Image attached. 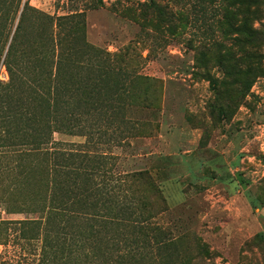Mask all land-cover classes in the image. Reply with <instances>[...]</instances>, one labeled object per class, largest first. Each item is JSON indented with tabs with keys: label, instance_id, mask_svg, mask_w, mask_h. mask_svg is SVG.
I'll use <instances>...</instances> for the list:
<instances>
[{
	"label": "rangeland",
	"instance_id": "1",
	"mask_svg": "<svg viewBox=\"0 0 264 264\" xmlns=\"http://www.w3.org/2000/svg\"><path fill=\"white\" fill-rule=\"evenodd\" d=\"M10 30L24 75L61 84L36 105L45 120L75 111L78 127L54 132L53 163L3 157L16 147L0 139V264H264V0H0V50ZM75 166L121 201L64 220ZM140 171L165 200L155 219Z\"/></svg>",
	"mask_w": 264,
	"mask_h": 264
},
{
	"label": "trees",
	"instance_id": "2",
	"mask_svg": "<svg viewBox=\"0 0 264 264\" xmlns=\"http://www.w3.org/2000/svg\"><path fill=\"white\" fill-rule=\"evenodd\" d=\"M20 5L21 3L19 2L17 4V11ZM10 6L12 7V5ZM66 19L67 18L65 17H59L58 27L61 26L63 20L65 21ZM230 27L232 28V25ZM10 34L11 30L5 35V39L0 50V65L6 66L9 73L8 81L0 80V127L6 129L4 133L0 135V139L8 142L9 147L13 146L16 147V149L15 151L6 150L2 153L3 157L15 158L18 161L25 159L30 160L35 159L36 157L38 158L40 156H46L48 157V159H52L55 161L58 157H60V155H66V153H61L60 149L55 146L53 137L54 132H74L78 127V116L76 114H72L75 113L74 111L68 116V118H64L62 120L57 118L58 116H55V119L49 122L45 120L44 113L50 108L42 111L40 107H36V105L39 101H46L51 95L54 96L53 100L57 104V99L59 97H56V94L57 89L61 88V84L59 83L58 87L54 88V92H50L44 89V86L42 84L45 82L44 77H40L37 81L28 79L24 75L25 72L23 71V68L18 65L16 60L17 58L14 54L15 47L13 46V43L15 41L16 34L13 35L8 48H6L9 42ZM251 34L250 36L252 37L253 35ZM54 52H57V50H55ZM63 53V49L58 50L59 58ZM242 57L248 58V60H250L256 58V55L243 51ZM60 60L61 59H59V63H57L58 70L61 68ZM108 72L109 71H105L106 74ZM145 77L147 78V76ZM34 82H36L38 85L33 84ZM152 86L154 87L153 89ZM151 89L157 97L159 89L158 87H156V84L154 85V83H150L149 90ZM73 90L78 93L79 88H74ZM83 94L86 95V91H84ZM92 96L93 92L89 91L88 96L85 100L86 102H88V104L90 102L92 105H94V101L89 100L92 98ZM58 105L55 106L54 104L53 106L57 109ZM95 110H97V108H94L91 114V116L93 117H95ZM50 144L52 145L51 148L49 147ZM10 170L12 169L10 168ZM62 174L67 177L65 181L58 182L65 199L63 208V212H65V215L63 214L64 220L68 219L69 215H74V213L77 212L76 210H73L72 207L78 206L81 208L82 204L84 205L85 212L87 214H91L94 217L100 216V195L102 196V200L105 203L109 201L110 203H117L122 199L119 197L120 195L114 194L115 190L113 189V187L110 188L108 186L111 178L102 176L103 181L97 180L95 174H93L92 172L89 173L87 171L82 172L80 170V167L78 166H75L72 170L65 169ZM148 174V171H140L127 175L136 176L138 180L143 182H150V185L153 188L151 197H147L146 199L144 198L140 203H138V210L141 212L140 215L144 216L145 214H147V219H155L158 215L167 211V209L164 207L165 200L161 195L160 190L156 186L153 177ZM47 211L48 217L52 219V214L54 212L53 209L49 208L47 209ZM82 212L83 211H79L78 213ZM47 220L48 222L52 221L50 219ZM6 223L9 226L13 224L12 222ZM32 223H37L38 225L40 224L39 220L21 221L14 224H19L20 226H22ZM91 230L88 231V235L91 233ZM22 232L25 233V230L21 231V233ZM81 234L82 232L76 230L67 232V235H69V239L67 240V248L70 249L69 254L75 252L73 246L76 244V241H82L80 238L79 240L77 239ZM86 255L89 256L87 252ZM90 256L92 257V254Z\"/></svg>",
	"mask_w": 264,
	"mask_h": 264
},
{
	"label": "built area",
	"instance_id": "3",
	"mask_svg": "<svg viewBox=\"0 0 264 264\" xmlns=\"http://www.w3.org/2000/svg\"><path fill=\"white\" fill-rule=\"evenodd\" d=\"M1 214H2V215H4V214H5V212L3 211V212H1Z\"/></svg>",
	"mask_w": 264,
	"mask_h": 264
}]
</instances>
